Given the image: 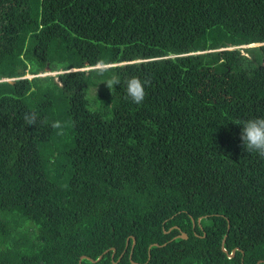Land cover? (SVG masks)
I'll use <instances>...</instances> for the list:
<instances>
[{
  "label": "trees",
  "instance_id": "obj_1",
  "mask_svg": "<svg viewBox=\"0 0 264 264\" xmlns=\"http://www.w3.org/2000/svg\"><path fill=\"white\" fill-rule=\"evenodd\" d=\"M257 117L264 0H0V264H264Z\"/></svg>",
  "mask_w": 264,
  "mask_h": 264
},
{
  "label": "clouds",
  "instance_id": "obj_2",
  "mask_svg": "<svg viewBox=\"0 0 264 264\" xmlns=\"http://www.w3.org/2000/svg\"><path fill=\"white\" fill-rule=\"evenodd\" d=\"M119 84H121V80L118 76L109 81V85ZM148 84L147 80L141 81L135 75L129 76L123 81L125 98L134 104L142 103L146 95L145 86ZM23 119L28 126H33L36 123L34 114L26 113ZM236 125L240 127V139L246 152L256 153L260 158H264V117L239 120ZM50 127L60 130V135L64 134V125L61 121H54Z\"/></svg>",
  "mask_w": 264,
  "mask_h": 264
},
{
  "label": "water",
  "instance_id": "obj_3",
  "mask_svg": "<svg viewBox=\"0 0 264 264\" xmlns=\"http://www.w3.org/2000/svg\"><path fill=\"white\" fill-rule=\"evenodd\" d=\"M47 70L50 71L49 69H47ZM9 81L12 82L13 80H9ZM201 219H202V218H201ZM201 219H200V221H201ZM177 237H179V238H183V239H187V238H188V235H187L186 233L182 232V233H181L179 236H177ZM128 244H129V240L127 241V246H128ZM135 245H136V240H135V238H134L133 248L135 247ZM155 246H158V244H155ZM223 249H224L225 252H227L225 248H223ZM236 250H239V249L237 248ZM236 250H235L232 254H230L231 257H234ZM114 253H115V249H114ZM102 257H103V256H100V258H99L98 260L102 259ZM86 258L89 259V260H91L92 262H95V260L92 259V258H90V257L82 256V259H86Z\"/></svg>",
  "mask_w": 264,
  "mask_h": 264
},
{
  "label": "rangeland",
  "instance_id": "obj_4",
  "mask_svg": "<svg viewBox=\"0 0 264 264\" xmlns=\"http://www.w3.org/2000/svg\"><path fill=\"white\" fill-rule=\"evenodd\" d=\"M45 75H57V73H53V72H50V71L47 70V72H45L44 74H41V76H45ZM28 77H29V79L32 78L31 76H28Z\"/></svg>",
  "mask_w": 264,
  "mask_h": 264
}]
</instances>
